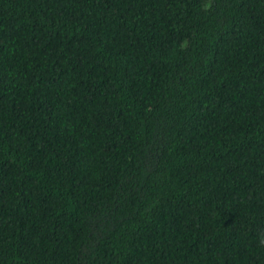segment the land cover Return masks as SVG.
I'll list each match as a JSON object with an SVG mask.
<instances>
[{
  "label": "trees",
  "instance_id": "obj_1",
  "mask_svg": "<svg viewBox=\"0 0 264 264\" xmlns=\"http://www.w3.org/2000/svg\"><path fill=\"white\" fill-rule=\"evenodd\" d=\"M0 264H264V0H0Z\"/></svg>",
  "mask_w": 264,
  "mask_h": 264
}]
</instances>
